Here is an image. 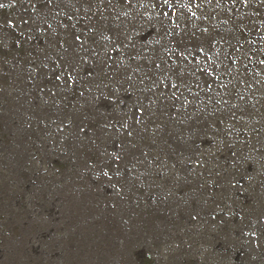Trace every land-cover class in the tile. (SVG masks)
Returning a JSON list of instances; mask_svg holds the SVG:
<instances>
[{"label": "rangeland", "instance_id": "1", "mask_svg": "<svg viewBox=\"0 0 264 264\" xmlns=\"http://www.w3.org/2000/svg\"><path fill=\"white\" fill-rule=\"evenodd\" d=\"M47 1L0 0V264H264V0H148L145 41Z\"/></svg>", "mask_w": 264, "mask_h": 264}, {"label": "bare ground", "instance_id": "2", "mask_svg": "<svg viewBox=\"0 0 264 264\" xmlns=\"http://www.w3.org/2000/svg\"><path fill=\"white\" fill-rule=\"evenodd\" d=\"M44 2H46L47 0H43ZM53 0H49V4L52 2ZM68 1H71V0H65V2H68ZM167 1V0H166ZM178 1V0H177ZM186 2V0H181L180 2ZM190 1V0H189ZM48 2V1H47ZM96 2H97V5L99 6H97L96 8H94V9H89L87 12H83V11H79L78 12V9H76L75 10V12H74V14H71V15H68L67 16V18H66V25H68L74 32H73V35H75L74 36V38H76L77 40L79 39V38H81V37H83V36H85V37H87V34H88V31H92V32H90V33H93L94 31L92 30V28H94L95 26L97 27V26H99V25H101L102 26V24H105V22L107 23V21L109 20V19H112V18H114V16L115 15H125L127 18L125 19V20H127V21H129V23L131 24V27H132V29H130V27H128L127 25H125V29H128V32H130V31H135L136 30V34L133 36V40L135 39H140V40H143V41H145V40H147L148 39V37H150V35H152L153 33H154V30H155V26H156V24H152L154 27H152V25H148L147 27H144V24H145V22H142V24L140 25V22L141 21H143V20H145L144 18H145V16H146V12L145 11H143L144 10V8H145V6H147L146 4H148V7H146V8H150V5L152 4V3H150V2H148V0H96ZM180 2H178V3H180ZM228 2V1H227ZM175 3H177V2H175V0H169V2H168V8L169 9H171V11H173V12H175L176 10H177V7H175ZM45 5H46V3H44ZM150 4V5H149ZM220 4V3H219ZM230 4V3H229ZM225 6H226V4H224ZM230 6V5H229ZM231 8V7H230ZM229 8V9H230ZM97 9V10H96ZM233 9V8H232ZM228 10V9H227ZM232 11V10H231ZM234 11H235V9H234ZM144 12H145V16H144ZM150 12H152L153 13V10H151V9H149V11L147 12V15L149 16V15H151L150 14ZM230 12V11H229ZM153 15V14H152ZM149 17H151V16H149ZM175 20V19H174ZM113 21V20H112ZM110 24V23H109ZM125 24V23H124ZM175 24L178 26L179 24H177L176 22H175ZM185 25H187V23H185ZM107 26V25H106ZM111 27H112V31H110L111 33L113 32V27H115V30H119L121 27H123L122 26V23H120L119 21H117L114 25H110ZM177 26H176V28H177ZM221 26H223V25H221ZM181 27H183V24H180V26H179V30L181 29ZM225 28V27H224ZM196 29H197V27H196ZM221 29V28H220ZM222 29H223V27H222ZM98 30V29H97ZM170 30H171V33H173V30H174V28H173V26H171V28H170ZM191 30V29H190ZM212 30V29H211ZM218 30V29H217ZM227 30V29H226ZM133 31V32H134ZM245 31V30H244ZM191 32V31H190ZM197 32V31H196ZM213 32V31H212ZM217 32V31H216ZM225 32V31H224ZM228 32V31H227ZM115 33V32H114ZM121 33V32H120ZM222 33V31L220 32V33H217V34H221ZM231 33V32H230ZM245 33V32H244ZM247 33V32H246ZM107 34V33H106ZM197 34H198V32H197ZM225 34V33H224ZM232 34V33H231ZM172 35V34H171ZM228 35V34H227ZM248 35V34H247ZM77 36V37H76ZM230 36V35H229ZM219 37V36H218ZM220 37H222V35L220 36ZM224 37H227V36H224ZM251 37H252V35H251ZM89 38V37H88ZM231 38H232V35H231ZM216 39H217V37H216ZM224 39V38H223ZM222 39V40H223ZM90 40H91V38H90ZM219 40H221V39H219ZM180 38H179V40H175L174 41V39H173V36H172V39H168L167 40V38L164 40V42L162 43V45H161V48H164V52L168 55V63H169V67H171L172 65H174L175 63H178L179 64V66H181V64L185 61L186 62V64L187 63H189V61H191V58L189 59V57H186V55H185V53H186V50L185 51H183L184 49V45L182 46L181 44H180ZM216 41V40H215ZM218 41V40H217ZM244 41V40H243ZM117 42V41H116ZM136 42H139V41H136ZM185 42H187V41H185ZM251 42V41H250ZM183 43H184V40H183ZM188 43V42H187ZM209 43V42H208ZM215 43V42H214ZM219 43V42H218ZM247 43V42H246ZM116 44H118V43H116ZM121 45V49L118 47L117 48V46L116 45H114V46H112V48L110 49V51L112 52L109 56H108V58H107V60L105 61V62H103V65H105V63H107V65H111V63H115L116 64V67L118 68V69H115L114 71L115 72H117V70L119 71V69H120V66L122 65V63H123V61L126 59V58H130L131 60H134L135 59V57H137V56H135V55H131V49H128V47H127V43L125 42V41H123V42H121L120 43ZM137 44V43H136ZM185 44V43H184ZM221 44V43H220ZM248 44V43H247ZM134 45V44H133ZM187 45V44H186ZM185 45V46H186ZM194 45V44H193ZM197 45V44H196ZM195 45V46H196ZM210 45H212V43L210 44ZM250 45H251V43H250ZM252 45L254 46V44H253V42H252ZM160 46V45H159ZM197 46H199V44L197 45ZM197 46L196 47H192L193 49H192V51H194L193 53H194V55H195V57H196V55H199V51H200V48L198 49L197 48ZM201 46V45H200ZM242 46V45H241ZM80 47H82V46H80ZM135 47H136V45H135ZM188 47V46H187ZM191 47V46H190ZM205 47H207V46H205ZM214 47V46H213ZM124 49H128V52H125L124 51ZM202 49V48H201ZM204 49V48H203ZM208 49H209V47H208ZM237 49V48H236ZM217 50V49H216ZM215 50V51H216ZM218 52V51H217ZM232 52V51H231ZM234 52V51H233ZM202 54V53H201ZM188 55V54H187ZM227 55H229V54H227ZM233 55V54H232ZM92 56V55H91ZM115 57L116 58H119L120 57V59H115ZM195 57H193V59H195ZM217 57V56H216ZM232 57V56H231ZM224 58V57H223ZM114 59L116 60V61H114ZM226 59V58H225ZM233 59V58H232ZM121 60V61H120ZM224 60V59H223ZM235 60V59H234ZM228 61V60H227ZM225 62V61H224ZM230 62H231V60H230ZM127 63V62H126ZM211 64V63H210ZM213 64V63H212ZM224 64V63H223ZM228 64V63H227ZM226 64V65H227ZM232 64V63H231ZM233 65V64H232ZM210 66V65H209ZM218 66H220V65H218ZM222 66V65H221ZM138 67V66H137ZM154 67V66H153ZM177 67V66H176ZM182 67H185V64H183V66ZM217 67V66H216ZM231 67V66H230ZM111 68V67H110ZM142 69V68H141ZM178 69H181V68H178ZM163 70H165L164 68H163ZM169 70H171V69H169ZM219 70V69H218ZM113 71V72H114ZM172 71V70H171ZM179 71V70H178ZM85 72V74L87 75V74H92V71H91V68H89V66L86 68V70L84 71ZM163 72V71H162ZM170 72V71H169ZM123 74H126L125 73V71H124V73H122V75ZM174 74H176V73H174ZM178 74V73H177ZM217 74V73H216ZM166 75H167V73H166ZM215 75V74H214ZM114 76H115V74H114ZM150 76V75H149ZM195 76V75H194ZM197 76V75H196ZM102 78H107V76L106 75H104V74H102V76H101ZM176 77V76H175ZM174 77V78H175ZM185 77V76H184ZM225 77V76H224ZM109 78V77H108ZM147 78H148V76H147ZM215 78H217V77H215ZM223 78V77H222ZM111 79L113 80L114 79V77H111ZM168 78H166L165 79V75L163 76V77H158L157 76V79H155V80H158V82H157V85H156V87H155V90H157V88L159 89L160 87H158V84L160 83V82H168V83H170V80L168 79V81H166ZM79 80V79H78ZM152 80V79H151ZM154 80V79H153ZM214 80V79H213ZM77 81V80H76ZM114 81V80H113ZM173 81V80H172ZM110 82V81H109ZM214 82V81H213ZM113 83V82H112ZM212 84V83H211ZM76 85H77V87H78V81L76 82ZM177 86V85H176ZM212 86V85H211ZM179 89V88H178ZM189 90V89H188ZM129 92L130 91H128L127 93H125V94H122V96L123 97H126V98H128V97H130V95H129ZM202 92V91H201ZM212 93V92H211ZM203 95V94H202ZM201 95V96H202ZM200 100H202V99H200ZM206 100V99H205ZM207 100H208V98H207ZM206 100V101H207ZM179 103V102H178ZM177 103V104H178ZM205 103V102H204ZM148 104V105H147ZM147 104H146V108L150 111L151 109H153V107H155L153 104V102H150V101H148L147 102ZM176 104V103H175ZM201 104V103H200ZM206 104V103H205ZM157 106V105H156ZM175 106V105H174ZM99 108L101 107H103V108H110L111 107V105H109V103H101V104H99V106H98ZM175 108V107H174ZM152 112V111H151ZM173 117V116H172ZM155 120V119H154ZM189 128V127H188ZM181 129V128H180ZM186 129V128H185ZM189 130V129H188ZM204 130V129H203ZM182 131H183V129H182ZM187 136V135H186ZM182 140V139H181ZM196 140V139H195ZM200 141V140H199ZM203 141V140H202ZM197 143H198V141H196ZM177 143H178V141H177ZM188 143V142H187ZM181 145V144H180ZM179 145V146H180ZM204 145H205V143H204ZM179 146L178 147H176V148H178L179 149ZM182 147H183V145H181ZM183 149H185V147L183 148ZM96 158V157H95ZM114 164V163H113ZM112 164V165H113ZM109 230H110V228H109ZM151 256V255H150ZM150 256H149V254H145L144 253V255H142V257H141V259H140V264H152L153 263V261H152V259L150 258Z\"/></svg>", "mask_w": 264, "mask_h": 264}, {"label": "snow or ice", "instance_id": "3", "mask_svg": "<svg viewBox=\"0 0 264 264\" xmlns=\"http://www.w3.org/2000/svg\"><path fill=\"white\" fill-rule=\"evenodd\" d=\"M245 2H246V0H245ZM261 63L264 64V60H262Z\"/></svg>", "mask_w": 264, "mask_h": 264}]
</instances>
